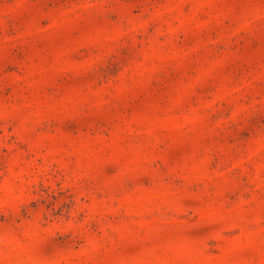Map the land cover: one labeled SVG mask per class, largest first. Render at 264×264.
<instances>
[{"label": "rangeland", "instance_id": "obj_1", "mask_svg": "<svg viewBox=\"0 0 264 264\" xmlns=\"http://www.w3.org/2000/svg\"><path fill=\"white\" fill-rule=\"evenodd\" d=\"M0 264H264V0H0Z\"/></svg>", "mask_w": 264, "mask_h": 264}]
</instances>
